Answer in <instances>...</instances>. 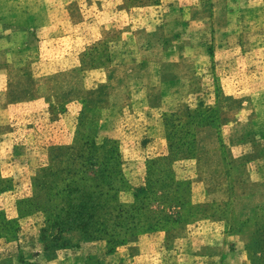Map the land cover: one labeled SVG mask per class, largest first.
I'll return each mask as SVG.
<instances>
[{"label": "rangeland", "instance_id": "rangeland-1", "mask_svg": "<svg viewBox=\"0 0 264 264\" xmlns=\"http://www.w3.org/2000/svg\"><path fill=\"white\" fill-rule=\"evenodd\" d=\"M9 2L0 10L32 18L0 21V158L14 161L0 172V264L80 251L81 264H127L136 237L162 232L171 264H264V185L237 186L264 183V0ZM237 34L238 73L216 54ZM162 37L178 49L140 48ZM163 57L177 78L150 87ZM241 109L237 134L261 154L232 166L252 147L199 149L198 130L216 143L223 115ZM76 205L90 217L74 220Z\"/></svg>", "mask_w": 264, "mask_h": 264}, {"label": "crops", "instance_id": "crops-1", "mask_svg": "<svg viewBox=\"0 0 264 264\" xmlns=\"http://www.w3.org/2000/svg\"><path fill=\"white\" fill-rule=\"evenodd\" d=\"M4 3V5H8L11 4L12 2H9V0H0V4ZM155 8L160 7V5H156L154 6ZM23 8V9H22ZM20 9H18V12H13L11 10H8V8H3V10H0V21L8 24L10 26H16V25H20V27L23 26V28H25L26 26H29V21L32 18V14L29 11H27L25 9V7H22ZM150 8V7H147ZM11 9V8H10ZM16 21H18L19 23L16 24ZM22 21V22H21ZM154 34H152L153 36ZM232 42L228 43V44H224L225 46H218L216 49L217 50V56H223L225 54V58H228V61L230 63V67L231 70H234V72L238 73L239 72V63H240V58H239V52L240 50H242V47L239 43V34L232 35L231 36ZM158 42V41H157ZM155 45L149 43L147 45H144L143 47L140 46L141 49H143L144 47V51L147 50H158L161 51L162 54H167L169 52H174L177 48V46L175 44H170L168 39H164V37H162L159 40V43H154ZM253 49L251 50H247L245 52V56L243 57L244 60H246L247 62H249L250 60H252L253 58ZM73 55H70V57H68L69 60H72L73 62ZM220 58V59H219ZM216 57L214 56L213 60L214 62L216 61L217 63V67H220L223 63L222 61V57ZM67 59V60H68ZM175 62V61H173ZM155 65L158 68V72L156 75V79L155 81H153V83L150 84V87H156L158 85L162 86L165 84L171 85L172 81H174L177 77L175 75H168L166 73V70H170L174 67L177 66V63H168L165 58L163 57L161 60H158L156 62H154ZM78 64H75V66H77ZM247 69V73L249 74V63L246 64ZM205 71H203L204 73ZM205 79V78H204ZM192 95V94H189ZM177 110L180 112H185L190 110V106L186 103H179L177 104ZM18 106V105H16ZM14 107H10L7 109V111L10 112L11 114V110H13ZM12 108V109H11ZM161 110V108H159ZM210 109V108H209ZM172 111L174 113H176V111ZM242 111H246L244 109L241 110H237L235 113H231V114H226L225 116L223 115L222 121L218 124V129H217V139H216V143H211L209 140L210 138L208 137V134L206 133H210L209 127H206L200 130H198L200 132V135L198 136V145H199V149L202 150H206V149H221V151H228L227 154L230 153V151L232 150H241L242 148H245L244 150H247V146H251V152L250 153H245L240 157H234L233 155H230V157H228V162L232 165H248L252 160H253V156H255V152H257V150L260 151V154L262 153V149H258L257 148V143H253L252 141L249 140V136L251 134L247 133L246 135L239 136L237 134L238 130L240 128H244L248 125V123L246 124H242L238 119H236V115L240 114ZM162 115L168 111L163 110L162 111ZM6 122H10L9 120H7ZM7 123H5V121H3L0 126H3ZM164 126V124H163ZM225 126H231V133H230V138H229V142L226 143L224 141H222L221 139V130L223 127ZM212 128V127H211ZM207 135V136H206ZM6 134L4 136H2V139H0V149H2L3 145H4V139ZM1 137V136H0ZM260 147V145H259ZM12 148H13V144H12ZM0 166H1V170L2 171H10L12 169H14V161H9L7 160L5 162V160H3V157L0 158ZM245 167V166H244ZM264 183H255L252 182L250 180H248L247 178H242L237 186L239 187H248V189L250 190H254L255 188H259L260 186H263ZM173 236L171 235V233H166V232H162V233H156V234H150V235H142L139 237H136L133 247L136 248V254L131 255L130 260H128L127 264H171L170 262H172L173 260L170 259V255L168 254V244L170 238H172ZM84 254L80 252L73 254V256L67 254L66 257L64 258H60L56 261L53 262V264H81V259L83 257ZM177 264V263H176Z\"/></svg>", "mask_w": 264, "mask_h": 264}, {"label": "trees", "instance_id": "trees-1", "mask_svg": "<svg viewBox=\"0 0 264 264\" xmlns=\"http://www.w3.org/2000/svg\"><path fill=\"white\" fill-rule=\"evenodd\" d=\"M89 112V111H88ZM109 151H110V154H111V156H112V158L111 159H113L114 158V156L116 155L115 154V152H116V150L114 151V150H112L111 149V147H110V149H109ZM114 155V156H113ZM77 207H75V208H77V211H75V212H73L74 213V215L72 216L73 218H74V220L76 219H79V218H81V217H90L89 215H90V210L87 208V210L84 208V207H82V206H80V205H76ZM135 210H137L136 208H132V210H130L129 212L128 211H126V213H125V216H122V220L124 221H129L128 223L130 224L131 222L133 223L134 221H136L135 219H137V217H135V213H133L132 211H135ZM71 217V218H72ZM83 225V224H82Z\"/></svg>", "mask_w": 264, "mask_h": 264}]
</instances>
